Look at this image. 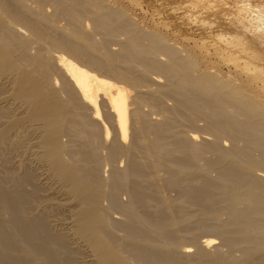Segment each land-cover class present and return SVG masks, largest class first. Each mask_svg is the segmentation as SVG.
<instances>
[{"label": "bare ground", "instance_id": "6f19581e", "mask_svg": "<svg viewBox=\"0 0 264 264\" xmlns=\"http://www.w3.org/2000/svg\"><path fill=\"white\" fill-rule=\"evenodd\" d=\"M253 1L0 0V264H264V52L218 14Z\"/></svg>", "mask_w": 264, "mask_h": 264}, {"label": "rangeland", "instance_id": "374dc122", "mask_svg": "<svg viewBox=\"0 0 264 264\" xmlns=\"http://www.w3.org/2000/svg\"><path fill=\"white\" fill-rule=\"evenodd\" d=\"M152 4L151 5H154V7H157V9H158V6H160V7H164V6H166V7H164L165 9H168V8H170L169 7V5L167 4V3H163V1L164 0H149ZM156 1V2H155ZM161 2V3H159V2ZM257 1H261V0H254L253 2H257ZM128 2V1H127ZM158 4V5H157ZM261 4V3H260ZM163 5V6H162ZM128 6H129V12H131V14H132V12H133V15L135 16V17H137L138 19L140 18V19H142L143 20V22H144V24H145V26H147L148 28L149 27H151V26H153L152 24H154V21H155V19L157 20V18L156 17H158L157 15H155V17L153 18L151 15H149V14H146V13H144V11L142 10V8H140L137 4H131V3H129L128 4ZM138 6V7H137ZM258 6V4H255V6L253 5V4H245V5H242V6H237V5H233V4H231V5H229V4H226V3H222V5L218 8L219 9V12H218V14H219V16H221L220 14L223 12V10H226V15L225 16H223L224 17V21H222V23H223V30H227V29H230V30H232V31H234V32H239V33H242V34H244L243 36L246 38V40L249 42V43H251V44H253L255 47H257V48H259L260 50H262L263 52H264V24H263V20L262 19H260V17L262 16V15H264V12L262 11H260L262 8H259V7H257ZM133 7V8H132ZM159 7V9H161V15H163V16H166L165 14H167V11H169L170 13H171V17H168V19L169 18H171V20H173L172 22L174 23H176L177 22V20H178V25L179 26H181L180 28L181 29H185L186 28V31H187V33H191L192 31L194 32V34L196 35V36H198V34H200V32H202V34H200V36H202V37H206V38H210L209 36L207 37V35L208 34H204V33H206V32H208V29H206V30H204V31H206V32H204V31H201L203 28L200 26L201 24L198 22H196V24L192 21V20H189V18H178V15H179V11H172L171 9H169V10H167V11H165V9L162 11V9L163 8H160ZM141 9V10H140ZM144 9H146L147 10V6H144ZM149 10L148 11H151L152 9L151 8H148ZM131 10V11H130ZM263 10V9H262ZM136 12V13H135ZM166 12V13H165ZM137 13H139V14H137ZM141 14V15H140ZM140 15V16H139ZM145 15V16H144ZM168 15V14H167ZM169 16H170V14H169ZM173 16H174V19H173ZM154 21H153V20ZM179 19H182V21H180ZM186 19H188L189 20V22H187L186 21ZM215 23H216V21L215 20H213ZM183 22V23H182ZM192 22L194 23L193 24V26H191L192 25ZM186 23H188V25L190 24V26H186L187 24ZM198 24H200L199 26L201 27V29H197L196 27L198 26ZM155 25V24H154ZM197 25V26H196ZM198 26V28H200ZM211 26H214V24L213 23H211ZM184 27V28H183ZM189 27H191V28H189ZM196 28V29H195ZM165 29V30H164ZM192 29H194V30H192ZM192 30V31H191ZM163 31H168L167 33L169 34V35H171V28H168V30L165 28V27H163ZM170 31V32H169ZM193 32L191 33L192 35H194L193 34ZM203 34H204V36H203ZM182 41V40H181ZM183 42V41H182ZM185 43V45H187V46H191V44H192V42L191 41H185L184 42ZM5 105V104H4ZM2 108V107H1ZM3 109V108H2ZM12 149V148H11ZM11 149H9L11 152H9L10 153V155H9V157L11 156H13V158H11L10 159V161H9V159H5V162L4 161H2L1 159L2 158H0V164H1V166H0V176H1V174H2V172H4V170L6 169V166H9L8 164H10L11 166V168H12V164H13V168L12 169H14V167H16L17 166V163H19L20 161H16L17 160V156H18V154H16L15 155V153H17L15 150V152L14 151H12ZM8 150V151H9ZM13 155H12V154ZM29 155L30 156V153H23L22 154V157L24 156V155ZM25 156V159H24V162L25 161H27V163L25 164L24 162V166L26 167V165H27V169H30L31 170V173H33V175H34V182H36V184H37V187H38V194L39 195H49V194H51L52 192H50V191H48V182L50 181V182H52V177L49 175H47L45 172H44V168H46V163H44L43 161H39L38 159H36V157H34V159L30 156ZM32 155V154H31ZM14 156L16 157L15 158V160H14ZM21 156V155H20ZM20 156H19V158H20ZM30 158L29 160L31 161V164H30V162H29V160L27 159V158ZM24 158V157H23ZM13 159V160H12ZM36 159V160H35ZM14 161H16V163L14 162ZM33 161V162H32ZM35 161L37 162L38 161V163H35ZM5 163H7V164H5ZM42 163V165H44L45 164V166H42V165H40ZM4 164V165H3ZM19 165V164H18ZM28 166H29V168H28ZM37 167H39V168H37ZM42 168V169H41ZM39 169V170H38ZM106 169H108L107 167H106ZM2 170V171H1ZM40 171V172H39ZM106 171V170H105ZM104 171V172H105ZM108 171V170H107ZM107 171L104 173V174H106L107 173ZM35 173V174H34ZM46 178H47V180H46ZM40 179V180H39ZM41 181V182H40ZM45 181V182H44ZM49 182V183H50ZM45 183V184H44ZM30 185V184H29ZM28 185V186H29ZM40 190H42V191H40ZM47 190V191H46ZM40 192V193H39ZM42 192V193H41ZM54 193V192H53ZM51 194V197H53V195H56V194ZM47 195V196H48ZM66 213V212H65ZM64 214V212H62L61 213V215H63ZM59 215V214H58ZM60 215V216H61ZM64 216V215H63ZM59 217V216H58ZM51 225L53 226V227H55L54 226V224H52L51 223ZM59 228V227H58ZM71 245V249L73 250H75V251H78L77 253L76 252H74V254H75V258H76V260H79L78 262H80V260H81V262L83 261V259H85L84 258V251H85V249L84 248H79V247H82V246H80L79 244H73L72 245V243L70 244ZM75 246V248H73ZM79 246V247H78ZM77 247V248H76ZM80 249V250H79ZM84 250V251H83ZM82 251H83V253H82ZM82 253V254H81ZM79 254V255H78ZM83 255V256H82ZM80 256V257H79ZM79 257V258H78ZM83 258V259H82Z\"/></svg>", "mask_w": 264, "mask_h": 264}]
</instances>
